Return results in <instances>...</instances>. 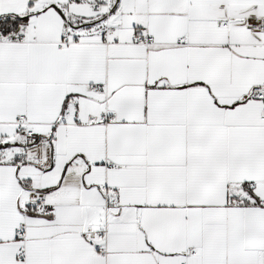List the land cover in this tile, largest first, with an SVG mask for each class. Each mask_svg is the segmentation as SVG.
Here are the masks:
<instances>
[{"label":"snow or ice","instance_id":"6c2138e0","mask_svg":"<svg viewBox=\"0 0 264 264\" xmlns=\"http://www.w3.org/2000/svg\"><path fill=\"white\" fill-rule=\"evenodd\" d=\"M0 264H264V0H0Z\"/></svg>","mask_w":264,"mask_h":264}]
</instances>
